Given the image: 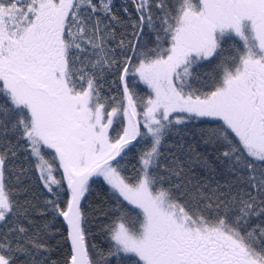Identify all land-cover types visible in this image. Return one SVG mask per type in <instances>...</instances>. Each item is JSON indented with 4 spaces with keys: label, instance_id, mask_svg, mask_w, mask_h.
<instances>
[{
    "label": "snow or ice",
    "instance_id": "snow-or-ice-1",
    "mask_svg": "<svg viewBox=\"0 0 264 264\" xmlns=\"http://www.w3.org/2000/svg\"><path fill=\"white\" fill-rule=\"evenodd\" d=\"M132 7L0 0V264H61L43 255L61 218L62 264H264V0ZM194 121L217 164L185 141ZM94 177L114 209L89 203ZM110 211L104 249L91 222Z\"/></svg>",
    "mask_w": 264,
    "mask_h": 264
},
{
    "label": "trees",
    "instance_id": "trees-1",
    "mask_svg": "<svg viewBox=\"0 0 264 264\" xmlns=\"http://www.w3.org/2000/svg\"><path fill=\"white\" fill-rule=\"evenodd\" d=\"M123 7H128L129 12H133L132 0H113V11L116 13L117 16L121 17L122 20L127 21L128 16L123 12L122 10ZM134 15L135 13L133 12V16ZM125 31L131 32L132 29L131 28L121 29L119 27L117 28V39L118 40L121 38V33ZM145 31L147 32V29ZM123 38L130 39L131 37L124 36ZM154 39H155L154 35L147 36V40L150 42V46H154L151 44V41H153ZM112 46L115 47V43H112ZM206 69H207V65L203 64V67L200 69V71L205 72V73H213L212 71H209ZM114 78L115 77H113L112 75L107 76L108 81H111ZM108 87L109 85L105 84V88H108ZM138 91L140 92L141 95L150 94V89H148L147 86L144 85L142 82H140ZM104 94L108 95L106 91L104 92ZM112 94L119 95V93L115 90L114 86H113ZM208 126L209 125L201 124L199 121L190 122L189 126L184 129V132H185L184 138L187 143L193 145L197 153H201L205 155L210 161L213 162V164H217L216 158H215V155H216L215 147L212 144L205 143L204 139H206V137L202 139L198 132L199 128L208 127ZM174 142H175L174 138L168 140L169 144L174 143ZM135 144L136 143H134V145ZM139 147L140 145H136V147H132V150L128 152L127 158L121 161L122 165H125L127 167L129 174L131 173L132 166L136 165L137 163L136 157L138 154ZM164 151L165 153H167L168 149L165 148ZM16 164L22 167H25V168L27 167V164L24 162V154L20 155V158L16 161ZM194 172L201 180L205 178H209L208 171L206 169L200 168L199 166L194 165ZM217 172H218V175L216 179L220 180L223 183V180L224 178H226L227 174L224 173V169L220 165H217ZM219 173H223V175H220ZM93 180L96 181V183L92 185L94 191L92 193L91 198L89 199V203L95 206L96 204H98L101 198H105V199H108L109 201L108 204L105 205V207L114 209L115 204L111 200V198L107 195L109 191V186L103 180V177H97ZM35 182L38 183V181H35ZM32 191L33 193H35V196H36V199L33 201L34 203L42 201L45 198L43 195H41V192L43 191L42 188L40 187L33 188ZM28 198H31V197H28ZM21 199H25V197H21ZM96 215H97L96 213H93L94 217ZM114 215H115L114 211H110L108 219H105L103 221H97L93 219L91 222L92 223L91 242L97 244L100 248L106 249L108 247V241L106 239V234L101 231L100 224L110 223L111 220L114 218ZM37 219H40V218H37ZM44 219L51 220V216L49 215L45 217ZM253 222L258 223L259 221L254 220ZM62 223H63L62 218L52 223V226L49 229L50 234L44 237V241L47 243L51 251L49 253L43 254L45 256H48L50 260L61 262V264L66 254V251L68 249V243H66L63 237L59 234L60 232L64 231V228L61 227ZM21 259H23V257H21Z\"/></svg>",
    "mask_w": 264,
    "mask_h": 264
},
{
    "label": "flooded vegetation",
    "instance_id": "flooded-vegetation-1",
    "mask_svg": "<svg viewBox=\"0 0 264 264\" xmlns=\"http://www.w3.org/2000/svg\"><path fill=\"white\" fill-rule=\"evenodd\" d=\"M217 61H214L213 63H211V64H209V63H204V64H206L207 65V69L206 70H209V71H212L213 72V74H214V68H215V63H216Z\"/></svg>",
    "mask_w": 264,
    "mask_h": 264
},
{
    "label": "water",
    "instance_id": "water-1",
    "mask_svg": "<svg viewBox=\"0 0 264 264\" xmlns=\"http://www.w3.org/2000/svg\"><path fill=\"white\" fill-rule=\"evenodd\" d=\"M134 143H136V142H135V141H133V144H134ZM122 155H123V154H122ZM117 159H119V157H118ZM95 178H97V177H94L93 179H95Z\"/></svg>",
    "mask_w": 264,
    "mask_h": 264
},
{
    "label": "rangeland",
    "instance_id": "rangeland-1",
    "mask_svg": "<svg viewBox=\"0 0 264 264\" xmlns=\"http://www.w3.org/2000/svg\"><path fill=\"white\" fill-rule=\"evenodd\" d=\"M225 47H227V44L224 45ZM207 64V63H206Z\"/></svg>",
    "mask_w": 264,
    "mask_h": 264
}]
</instances>
